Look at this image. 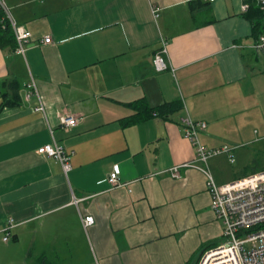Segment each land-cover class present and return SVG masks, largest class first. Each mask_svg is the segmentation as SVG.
<instances>
[{"label":"crops","instance_id":"0c3cea01","mask_svg":"<svg viewBox=\"0 0 264 264\" xmlns=\"http://www.w3.org/2000/svg\"><path fill=\"white\" fill-rule=\"evenodd\" d=\"M192 1L4 0L32 39L24 55L0 47V108L12 81L22 102L0 112V264H198L223 242L206 175L165 171L196 158L187 116L207 124L208 149H232L204 165L218 185L264 170V56L245 17L253 2ZM161 38L171 70L158 73ZM140 100L180 109L125 128ZM54 141L73 153L68 176L37 154ZM115 167L121 186L107 181Z\"/></svg>","mask_w":264,"mask_h":264},{"label":"built area","instance_id":"2783aa9c","mask_svg":"<svg viewBox=\"0 0 264 264\" xmlns=\"http://www.w3.org/2000/svg\"><path fill=\"white\" fill-rule=\"evenodd\" d=\"M246 1L248 2V0ZM256 3L264 20V0H256ZM0 8L5 11L15 33L17 41L16 52L24 55L26 48L31 43V32L9 17L4 0H0ZM243 8L248 11L249 4H245ZM153 13L158 17L156 9H153ZM51 40L50 37H47L44 43L46 45L50 44ZM254 48L257 53L264 56V31L259 36ZM153 66L158 73L171 70L168 42L164 38L160 49L154 57ZM33 95L38 96L34 80L27 99L30 100ZM36 112L45 114L43 104H40ZM59 116L61 124L66 128L74 127L78 123L74 116ZM182 126L184 138L195 147L196 158L193 161L176 165L165 172L175 179L181 178V168L196 169L204 173L209 179L208 191L211 197V210L217 220L223 224V242L204 251L198 264H264V170L232 183L218 185L204 165L218 155L223 153L230 154L232 149L228 146L221 149H208L204 146L200 136L207 130L208 126L205 122H196L190 116H187L182 119ZM37 154L58 161L66 176L72 170L73 153L67 151L56 141L39 148ZM231 163H234L233 157H231ZM120 174L121 170L119 167H115L107 181L113 186L123 185ZM78 202L75 201V203ZM82 223L84 228L87 229L94 224V218L82 217ZM14 227V220L9 219L4 228L6 234L4 241L7 242L10 239L11 230Z\"/></svg>","mask_w":264,"mask_h":264},{"label":"trees","instance_id":"16d2710c","mask_svg":"<svg viewBox=\"0 0 264 264\" xmlns=\"http://www.w3.org/2000/svg\"><path fill=\"white\" fill-rule=\"evenodd\" d=\"M249 2H253V3L252 5L250 4V9L245 14V17H247L249 20L252 21L254 25L253 26L254 36L258 39V37L264 31V20L262 13L257 6L256 0H248V3ZM199 5L204 6L201 0L192 1L190 2V9L194 11L195 9L198 8ZM0 47L3 49H10L13 51H16L17 49V41L15 38V33L12 29V26L9 22V19L7 18L5 11L2 8H0ZM6 85L7 87H9L8 88L9 91H7V94L4 95L5 99L1 105L0 112L4 108L19 107L22 104L20 97L21 87L18 84V82L12 81L9 83V85L8 84ZM133 107L137 110V114L121 120L125 128L146 121L150 119L153 115L165 117L168 114L174 113L180 109V105L177 106L176 104H166L159 107L151 108L149 103L144 100H140L136 102V104H134Z\"/></svg>","mask_w":264,"mask_h":264},{"label":"rangeland","instance_id":"374dc122","mask_svg":"<svg viewBox=\"0 0 264 264\" xmlns=\"http://www.w3.org/2000/svg\"><path fill=\"white\" fill-rule=\"evenodd\" d=\"M162 39H163V38H161V45H162ZM261 91H264V87H262V86L259 87V86H258L257 94H259ZM258 126H260V124H258ZM259 146H260V145H258L257 148H259ZM253 147H254V146H253ZM253 147H252V148H253ZM262 147H263V150H264V145H262ZM255 149H256V148H255ZM235 158H238V154L235 156Z\"/></svg>","mask_w":264,"mask_h":264}]
</instances>
